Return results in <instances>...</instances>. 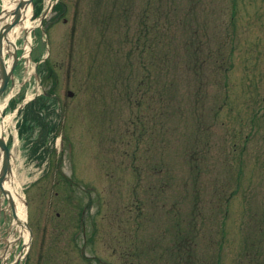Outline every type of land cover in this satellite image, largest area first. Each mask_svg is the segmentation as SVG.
<instances>
[{"label": "rangeland", "instance_id": "374dc122", "mask_svg": "<svg viewBox=\"0 0 264 264\" xmlns=\"http://www.w3.org/2000/svg\"><path fill=\"white\" fill-rule=\"evenodd\" d=\"M32 22L0 100L24 264H264V0H58Z\"/></svg>", "mask_w": 264, "mask_h": 264}, {"label": "water", "instance_id": "95a60500", "mask_svg": "<svg viewBox=\"0 0 264 264\" xmlns=\"http://www.w3.org/2000/svg\"><path fill=\"white\" fill-rule=\"evenodd\" d=\"M33 0H18L16 9L14 13H11L13 15L12 20L9 22L2 23L0 25V96L2 93L5 91L7 88V85L10 81L11 78L14 76V71L18 63V54L17 52L14 53V61L9 68L6 60H5V53H4V47H5V42L4 40L7 39L9 42L8 34L12 27L16 25L17 23L21 22L23 20V14H22V9L25 7V5L32 3ZM52 7V2L49 5V9ZM45 11L43 14V17H45L49 11ZM3 12V11H2ZM8 12V11H7ZM5 13V10H4ZM7 14V18L9 15ZM4 17L0 18V22L2 21ZM6 18V19H7ZM5 20V19H4ZM3 22V21H2ZM0 155H2V162H1V168H0V190L4 193V196L7 198L10 206L12 207V211L14 214L15 219L21 223L22 226L25 225V227L29 231V242H28V248L30 249L31 244H32V239H33V231L31 227L28 225L27 221L20 220L18 218L17 212H16V202L14 198L11 196L10 190H8L5 187V181L9 180L11 181L12 176H13V158H12V153L4 139V137L0 134ZM28 249V250H29ZM21 260V258H19Z\"/></svg>", "mask_w": 264, "mask_h": 264}, {"label": "bare ground", "instance_id": "6f19581e", "mask_svg": "<svg viewBox=\"0 0 264 264\" xmlns=\"http://www.w3.org/2000/svg\"><path fill=\"white\" fill-rule=\"evenodd\" d=\"M17 3H18V0H5L6 6H5V13L2 16V17H4L3 19L7 18V16H6L7 14L14 13L16 6H17ZM33 9H34V7H33L32 3L25 5V7L22 9L23 20L21 22L17 23L16 25H14L12 27V29L10 30V32L8 34L9 42L7 41V39L4 40L5 50L8 49L6 51H9L11 54L17 48V39H18L19 35L22 33V30L23 29L31 30V28L34 25V23L32 22ZM3 19H2V21H3ZM2 21L0 22V25L3 23ZM32 41H33L32 34H31V31H29L27 38H26V45H25V55L26 56H29V54H30ZM7 103H8L7 101L5 103H1V101H0V116L3 113ZM12 118H13V115L11 114L6 118V120H4V122H2V123L0 122V134H2L7 129V126L9 125V123H11ZM1 162H2V155H0V164H1ZM5 185L8 189H10L11 196L16 201L18 218L20 220L25 219V215H26L25 207L20 201V200H22V197L19 195V192L17 191L16 186L13 184V181L6 183ZM15 225L19 226L16 228L17 231L21 230L23 233H25V236L27 235L25 225L22 226L21 223H19L18 221L15 222Z\"/></svg>", "mask_w": 264, "mask_h": 264}, {"label": "trees", "instance_id": "16d2710c", "mask_svg": "<svg viewBox=\"0 0 264 264\" xmlns=\"http://www.w3.org/2000/svg\"><path fill=\"white\" fill-rule=\"evenodd\" d=\"M190 243H191L190 237H185V238L178 239V242H177V249L186 250L187 258L189 257V255H188L189 250L191 251ZM179 252H181V250ZM189 264H192V263L189 262Z\"/></svg>", "mask_w": 264, "mask_h": 264}, {"label": "flooded vegetation", "instance_id": "af4514ba", "mask_svg": "<svg viewBox=\"0 0 264 264\" xmlns=\"http://www.w3.org/2000/svg\"><path fill=\"white\" fill-rule=\"evenodd\" d=\"M11 253H13L12 249H11ZM0 262H1V259H0Z\"/></svg>", "mask_w": 264, "mask_h": 264}]
</instances>
